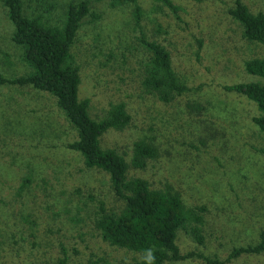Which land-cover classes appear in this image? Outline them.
Segmentation results:
<instances>
[{"label": "rangeland", "instance_id": "1", "mask_svg": "<svg viewBox=\"0 0 264 264\" xmlns=\"http://www.w3.org/2000/svg\"><path fill=\"white\" fill-rule=\"evenodd\" d=\"M26 13L61 25L69 5L82 0H23ZM137 0L112 6L91 2L71 49L80 68L79 99H91L90 115L104 119L125 103L132 116L124 130L101 138L131 163L134 144L146 140L159 155L128 177L151 187L168 186L187 208L205 207L199 244L185 231L177 244L188 259L165 264H264V254L229 260L234 248L256 244L264 227V134L253 123L257 105L224 86L263 81L247 74L245 61L264 57V46L244 37L229 10L235 0ZM264 10V0H243ZM15 26L0 0V74L31 71L12 39ZM145 41L161 43L189 88L170 103L145 85L152 58ZM77 130L54 96L32 85L0 84V264H56L64 249L69 264H144L141 253L103 241L95 227L101 206L120 212L108 174L88 169L67 148ZM31 180L30 184L26 182Z\"/></svg>", "mask_w": 264, "mask_h": 264}, {"label": "trees", "instance_id": "2", "mask_svg": "<svg viewBox=\"0 0 264 264\" xmlns=\"http://www.w3.org/2000/svg\"><path fill=\"white\" fill-rule=\"evenodd\" d=\"M82 0L69 5L62 24L52 25L40 15L26 13L23 0H3L8 16L15 26L13 41L24 50V61L31 71L25 76L6 79L0 74V84L32 85L35 89L55 97L58 107L64 112L78 132V139L67 148L79 153L88 169H98L108 174L115 194L124 201L120 212H109L101 206L95 227L103 241L121 249L144 255L152 248L156 264L178 262L191 257L182 255L177 244L178 232L185 231L199 244L204 243L203 225L205 207L187 208L181 195L171 186L158 190L140 177L129 178L130 167L143 170L148 162L159 155L154 144L140 140L134 144L131 163L116 149L103 148L101 138L111 130H124L132 116L125 103L112 105L104 119H93L90 115L91 99H79L81 83L80 68L74 64L71 49L84 19L98 16L91 10V2ZM172 6L170 0H165ZM112 6L134 4L141 11L137 0H111ZM229 14L243 28L244 37L264 46V10L254 13L243 3L235 0ZM151 51V60L145 79L148 89L165 102L170 103L189 91L186 83L176 73L171 53L156 41H145ZM247 74L263 81L242 82L224 86L228 92L245 96L257 105L259 115L253 123L264 134V57L245 61ZM31 180L26 182L30 184ZM28 184V185H29ZM264 254V227L259 241L245 247L234 248L229 260L243 255ZM209 264H226L227 261L199 256ZM56 264H69V257L62 250ZM88 264H103L91 259ZM105 264V263H104Z\"/></svg>", "mask_w": 264, "mask_h": 264}, {"label": "clouds", "instance_id": "3", "mask_svg": "<svg viewBox=\"0 0 264 264\" xmlns=\"http://www.w3.org/2000/svg\"><path fill=\"white\" fill-rule=\"evenodd\" d=\"M143 260L144 264H156V255L154 249H146L144 251Z\"/></svg>", "mask_w": 264, "mask_h": 264}]
</instances>
